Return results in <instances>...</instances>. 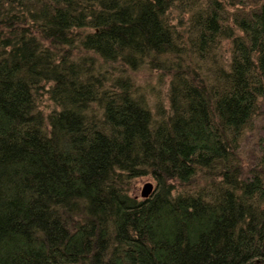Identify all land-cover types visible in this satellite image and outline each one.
Listing matches in <instances>:
<instances>
[{
    "label": "trees",
    "instance_id": "16d2710c",
    "mask_svg": "<svg viewBox=\"0 0 264 264\" xmlns=\"http://www.w3.org/2000/svg\"><path fill=\"white\" fill-rule=\"evenodd\" d=\"M224 7L0 0V264H264V136L253 160L240 148L264 97V0ZM143 58L169 74L156 115L125 73Z\"/></svg>",
    "mask_w": 264,
    "mask_h": 264
},
{
    "label": "rangeland",
    "instance_id": "374dc122",
    "mask_svg": "<svg viewBox=\"0 0 264 264\" xmlns=\"http://www.w3.org/2000/svg\"><path fill=\"white\" fill-rule=\"evenodd\" d=\"M223 1L225 3L224 9L230 12L236 8V5L239 3V0ZM169 16H171L172 21L175 23L178 32L181 36H184L187 24L185 23L183 14H180L177 10H173ZM216 45L219 59L225 62L227 56H229V39L221 37ZM165 70L166 69H162L157 64L152 65L147 63V58H143L136 67L131 70H128L126 67L125 71V73L130 75L139 93L144 95L149 109L155 115L158 111L164 112L168 110L169 74ZM41 98L40 107L47 110L49 102L46 98V94H43ZM258 108V113L244 129V136L240 145L246 160H253L255 156L257 150L256 137L258 135L264 136V97L260 99ZM195 180L198 184L199 178L195 177ZM146 181H149L152 187L154 186V180L148 175L133 177L130 180V193L141 196L140 190Z\"/></svg>",
    "mask_w": 264,
    "mask_h": 264
},
{
    "label": "water",
    "instance_id": "95a60500",
    "mask_svg": "<svg viewBox=\"0 0 264 264\" xmlns=\"http://www.w3.org/2000/svg\"><path fill=\"white\" fill-rule=\"evenodd\" d=\"M151 190H152V185H151V183H150L149 181H146V182L143 184V186H142V188H141V190H140V195H141V196H146V195H148V194L151 192Z\"/></svg>",
    "mask_w": 264,
    "mask_h": 264
},
{
    "label": "bare ground",
    "instance_id": "6f19581e",
    "mask_svg": "<svg viewBox=\"0 0 264 264\" xmlns=\"http://www.w3.org/2000/svg\"><path fill=\"white\" fill-rule=\"evenodd\" d=\"M152 189H153V187H152ZM152 191V190H151Z\"/></svg>",
    "mask_w": 264,
    "mask_h": 264
}]
</instances>
